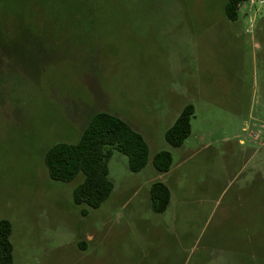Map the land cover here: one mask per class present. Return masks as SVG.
I'll list each match as a JSON object with an SVG mask.
<instances>
[{
    "label": "rangeland",
    "instance_id": "374dc122",
    "mask_svg": "<svg viewBox=\"0 0 264 264\" xmlns=\"http://www.w3.org/2000/svg\"><path fill=\"white\" fill-rule=\"evenodd\" d=\"M253 1L230 20L228 0H0V219L13 264H264V9ZM188 103L191 134L172 146L165 132ZM99 111L150 152L134 172L114 150L113 190L90 208L73 198L84 175L51 178L45 155L78 142ZM161 150L167 172L153 165ZM156 180L170 190L163 212Z\"/></svg>",
    "mask_w": 264,
    "mask_h": 264
},
{
    "label": "trees",
    "instance_id": "16d2710c",
    "mask_svg": "<svg viewBox=\"0 0 264 264\" xmlns=\"http://www.w3.org/2000/svg\"><path fill=\"white\" fill-rule=\"evenodd\" d=\"M244 0H228L225 11L234 20ZM195 107L189 103L179 113L174 123L166 130L165 138L172 146H180L191 134V119ZM118 150L128 157L131 171L142 170L149 159V144L143 134L135 130L120 116L107 112H96L84 128L76 143L54 144L45 155V164L51 178L71 181L82 173V182L74 189L73 198L78 204L90 208L99 207L113 190L109 177V160ZM158 172H167L172 166V155L168 150L158 151L153 157ZM151 205L154 211L163 212L170 201L169 187L156 180L150 189ZM87 209H83L85 214ZM12 231L8 219H0V264H13Z\"/></svg>",
    "mask_w": 264,
    "mask_h": 264
},
{
    "label": "crops",
    "instance_id": "0c3cea01",
    "mask_svg": "<svg viewBox=\"0 0 264 264\" xmlns=\"http://www.w3.org/2000/svg\"><path fill=\"white\" fill-rule=\"evenodd\" d=\"M248 12H250V8L246 5V3H244V1L243 2H241V4L239 5V8H238V14H237V17L235 18V20H237L238 19V17L241 15V14H245V15H247L248 14ZM225 14H226V11H225ZM226 17H227V15H226ZM228 18V17H227ZM229 19V18H228ZM231 20V19H230ZM189 104V103H188ZM186 104H182V107L180 108V110H182L183 108H184V106H185ZM181 112V111H180ZM179 112V113H180ZM179 115V114H178ZM178 117V116H177ZM176 117V118H177ZM259 137V135H258V133L257 134H255V138H258ZM241 142H243V141H241ZM157 179H159V176L157 177Z\"/></svg>",
    "mask_w": 264,
    "mask_h": 264
},
{
    "label": "built area",
    "instance_id": "2783aa9c",
    "mask_svg": "<svg viewBox=\"0 0 264 264\" xmlns=\"http://www.w3.org/2000/svg\"><path fill=\"white\" fill-rule=\"evenodd\" d=\"M252 2L254 1L252 0ZM259 2H260L261 7L264 9V0H259Z\"/></svg>",
    "mask_w": 264,
    "mask_h": 264
}]
</instances>
